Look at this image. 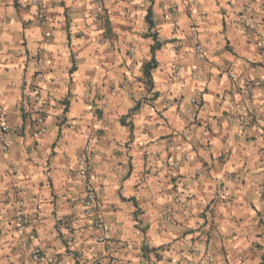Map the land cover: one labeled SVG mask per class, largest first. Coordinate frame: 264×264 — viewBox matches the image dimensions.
I'll use <instances>...</instances> for the list:
<instances>
[{"label":"crops","instance_id":"obj_1","mask_svg":"<svg viewBox=\"0 0 264 264\" xmlns=\"http://www.w3.org/2000/svg\"><path fill=\"white\" fill-rule=\"evenodd\" d=\"M42 1L0 0V264H264V0Z\"/></svg>","mask_w":264,"mask_h":264},{"label":"built area","instance_id":"obj_2","mask_svg":"<svg viewBox=\"0 0 264 264\" xmlns=\"http://www.w3.org/2000/svg\"><path fill=\"white\" fill-rule=\"evenodd\" d=\"M31 3L33 5L40 7V9H43V1L42 0H31ZM174 7L176 8L177 5L175 4ZM44 17H45V15L42 16V18H44ZM96 19L100 22H103L107 19L106 8L100 0L96 1ZM244 28L246 29L247 25L244 26ZM194 50L200 56L206 54V49H205L204 45L198 39H196L194 42ZM40 100H41L40 96L36 95L35 96V103H34V105H31L30 108H31L32 112L35 114V122L37 124L42 125L45 117H44V113H43V108L40 105ZM199 101H200L199 99H193L192 102L194 104H199ZM7 130H8V127L6 125H2L0 127L1 137L4 138V132H6ZM96 138H97V136L93 133V131L91 129H89L87 132L86 145L80 154V158H79V162H78V174L85 181L88 180V176L92 171L91 156L93 153V148H94ZM3 149L5 151L8 150V145L5 143V140L3 143ZM172 165L175 169L179 168V164L177 162L173 163ZM260 189L262 192H264V185H261ZM98 198H99L98 189L93 185H90V184L87 185L86 184L85 207L87 209H89L90 211H96ZM17 205H18V211H17L16 217H15V223H16L18 230L21 233H23L26 231V229H28L30 227L31 219L26 212L24 201L18 200ZM93 223H94L95 227L100 228L101 230L105 231L106 225H105L104 219L102 218L101 214L97 213V215L95 216V218L93 220ZM103 236H104L103 241H105L107 239V237L105 236V234ZM30 237L32 238L33 234L30 233ZM203 241L202 242L205 244L206 250L200 256V263L199 264H212V259H211V256L209 254V245H210L209 240L203 239ZM31 257H32V260H34L37 263L44 264L47 262L46 255L42 251H40L36 248L32 250ZM110 263L111 264H117V259L115 257H110Z\"/></svg>","mask_w":264,"mask_h":264},{"label":"trees","instance_id":"obj_3","mask_svg":"<svg viewBox=\"0 0 264 264\" xmlns=\"http://www.w3.org/2000/svg\"><path fill=\"white\" fill-rule=\"evenodd\" d=\"M150 14H151V12L149 13L147 20H148V22L151 23L152 21H151V19L149 18ZM152 48H153V50H155L156 46L154 45V47H152ZM149 67H150V65L148 66V68H149ZM146 74L149 75V72L147 71V69H146Z\"/></svg>","mask_w":264,"mask_h":264}]
</instances>
